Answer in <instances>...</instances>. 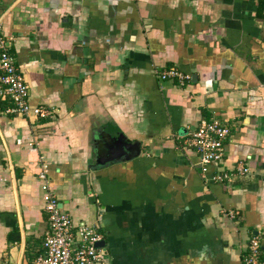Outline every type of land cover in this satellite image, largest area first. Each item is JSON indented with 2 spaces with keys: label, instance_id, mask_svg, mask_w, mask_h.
<instances>
[{
  "label": "crops",
  "instance_id": "crops-1",
  "mask_svg": "<svg viewBox=\"0 0 264 264\" xmlns=\"http://www.w3.org/2000/svg\"><path fill=\"white\" fill-rule=\"evenodd\" d=\"M0 33L32 107L0 98V264L42 251L44 167L109 264H264V0H0ZM213 118L229 182L186 141Z\"/></svg>",
  "mask_w": 264,
  "mask_h": 264
},
{
  "label": "built area",
  "instance_id": "built-area-1",
  "mask_svg": "<svg viewBox=\"0 0 264 264\" xmlns=\"http://www.w3.org/2000/svg\"><path fill=\"white\" fill-rule=\"evenodd\" d=\"M162 79L176 80L179 85L185 84L190 76L175 67L161 72ZM0 98H8L12 102L9 111L29 114L32 107L29 103V90L23 75L16 66L9 52L7 39L0 33ZM41 116L46 114L41 107L34 108ZM187 144L199 156L200 172L208 176L211 165H217L207 177L214 182H229L238 175L248 172L242 161L235 164L231 172L218 165L224 154V141L230 135L228 126L218 119L201 120L198 127L186 134ZM249 158V156H248ZM41 190L43 191L44 210L49 221V230L42 242V251L31 264H109L106 248L97 245L103 234L88 224L74 226L70 214L62 209L59 199L49 185L47 169L39 173ZM236 212H229L233 217ZM260 242L253 236L241 264H259Z\"/></svg>",
  "mask_w": 264,
  "mask_h": 264
},
{
  "label": "water",
  "instance_id": "water-1",
  "mask_svg": "<svg viewBox=\"0 0 264 264\" xmlns=\"http://www.w3.org/2000/svg\"><path fill=\"white\" fill-rule=\"evenodd\" d=\"M60 205H62V203H60ZM97 245L103 246L104 245V240H101V241L97 242Z\"/></svg>",
  "mask_w": 264,
  "mask_h": 264
}]
</instances>
